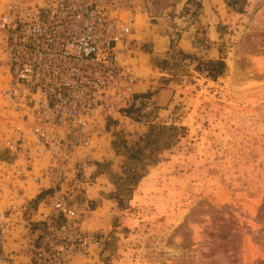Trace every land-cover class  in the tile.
I'll list each match as a JSON object with an SVG mask.
<instances>
[{"label": "rangeland", "instance_id": "obj_1", "mask_svg": "<svg viewBox=\"0 0 264 264\" xmlns=\"http://www.w3.org/2000/svg\"><path fill=\"white\" fill-rule=\"evenodd\" d=\"M134 15L144 81L83 178L78 222L104 243L74 264H264V0H143ZM220 59L218 81L196 70ZM10 204L0 264H29Z\"/></svg>", "mask_w": 264, "mask_h": 264}, {"label": "built area", "instance_id": "obj_2", "mask_svg": "<svg viewBox=\"0 0 264 264\" xmlns=\"http://www.w3.org/2000/svg\"><path fill=\"white\" fill-rule=\"evenodd\" d=\"M142 3L0 0V195L9 217L27 213L29 264H71L104 243L79 224V199L137 103Z\"/></svg>", "mask_w": 264, "mask_h": 264}, {"label": "trees", "instance_id": "obj_3", "mask_svg": "<svg viewBox=\"0 0 264 264\" xmlns=\"http://www.w3.org/2000/svg\"><path fill=\"white\" fill-rule=\"evenodd\" d=\"M187 58L195 60L191 55H187ZM227 69L226 62L223 59L211 62L198 61L197 71L200 73L207 74L209 78H212L214 81L225 75ZM132 109L129 110L131 113Z\"/></svg>", "mask_w": 264, "mask_h": 264}, {"label": "crops", "instance_id": "obj_4", "mask_svg": "<svg viewBox=\"0 0 264 264\" xmlns=\"http://www.w3.org/2000/svg\"><path fill=\"white\" fill-rule=\"evenodd\" d=\"M186 47H187V45H186ZM86 224H87V223L83 224V228H85ZM86 231L89 232L90 230L86 229ZM94 231H95V230L93 229V232H94ZM89 257H90V256H89ZM78 258H79V256L75 257L74 260L71 262V264H74L75 262H77ZM87 260H88V259H87Z\"/></svg>", "mask_w": 264, "mask_h": 264}, {"label": "bare ground", "instance_id": "obj_5", "mask_svg": "<svg viewBox=\"0 0 264 264\" xmlns=\"http://www.w3.org/2000/svg\"><path fill=\"white\" fill-rule=\"evenodd\" d=\"M183 111L180 112V114H182Z\"/></svg>", "mask_w": 264, "mask_h": 264}]
</instances>
